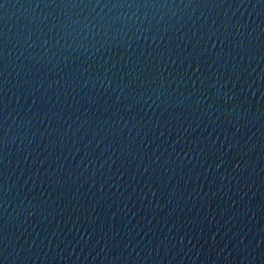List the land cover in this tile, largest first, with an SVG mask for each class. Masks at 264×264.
<instances>
[{
  "label": "water",
  "instance_id": "obj_1",
  "mask_svg": "<svg viewBox=\"0 0 264 264\" xmlns=\"http://www.w3.org/2000/svg\"><path fill=\"white\" fill-rule=\"evenodd\" d=\"M0 264H264V0H0Z\"/></svg>",
  "mask_w": 264,
  "mask_h": 264
}]
</instances>
